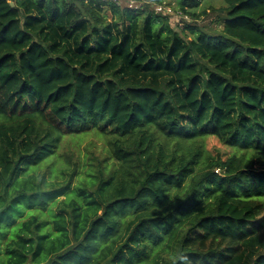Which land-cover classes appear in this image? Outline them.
Returning a JSON list of instances; mask_svg holds the SVG:
<instances>
[{
	"label": "trees",
	"instance_id": "1",
	"mask_svg": "<svg viewBox=\"0 0 264 264\" xmlns=\"http://www.w3.org/2000/svg\"><path fill=\"white\" fill-rule=\"evenodd\" d=\"M222 1L0 0V264H264V0Z\"/></svg>",
	"mask_w": 264,
	"mask_h": 264
},
{
	"label": "rangeland",
	"instance_id": "2",
	"mask_svg": "<svg viewBox=\"0 0 264 264\" xmlns=\"http://www.w3.org/2000/svg\"><path fill=\"white\" fill-rule=\"evenodd\" d=\"M121 6H132L137 7L140 4L146 3L145 0H117ZM165 3L170 5L166 6L167 12H171V18L173 20L172 24L179 33L186 39L192 37L188 31H183L182 27L184 24H193L201 28L208 33H220L222 30V19L225 15V4L222 0H202L201 4L194 10L199 14L197 18H188L183 14H176L173 8L176 9L175 1L165 0ZM159 8V7H158ZM205 11V13H202ZM208 146L216 149V152L230 153L232 149L222 145L214 138H209L206 141ZM103 145V139L96 134L89 132L85 135L67 137L63 140L59 153L64 155L73 154L77 156L79 153L84 151H92L94 154H98ZM88 148V149H87Z\"/></svg>",
	"mask_w": 264,
	"mask_h": 264
},
{
	"label": "built area",
	"instance_id": "3",
	"mask_svg": "<svg viewBox=\"0 0 264 264\" xmlns=\"http://www.w3.org/2000/svg\"><path fill=\"white\" fill-rule=\"evenodd\" d=\"M158 7H159V8H158ZM156 9L159 10V11H160V10H164L165 12H167L166 9H165V7H163V6H161V5H158V6L156 7ZM167 13H171V12H167Z\"/></svg>",
	"mask_w": 264,
	"mask_h": 264
},
{
	"label": "water",
	"instance_id": "4",
	"mask_svg": "<svg viewBox=\"0 0 264 264\" xmlns=\"http://www.w3.org/2000/svg\"><path fill=\"white\" fill-rule=\"evenodd\" d=\"M12 4V3H11Z\"/></svg>",
	"mask_w": 264,
	"mask_h": 264
}]
</instances>
